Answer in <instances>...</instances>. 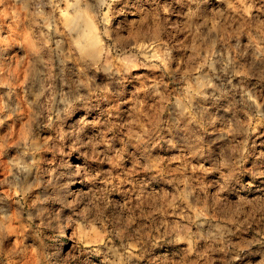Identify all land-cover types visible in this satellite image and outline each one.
<instances>
[{
	"label": "rangeland",
	"instance_id": "1",
	"mask_svg": "<svg viewBox=\"0 0 264 264\" xmlns=\"http://www.w3.org/2000/svg\"><path fill=\"white\" fill-rule=\"evenodd\" d=\"M0 264H264V0H0Z\"/></svg>",
	"mask_w": 264,
	"mask_h": 264
},
{
	"label": "bare ground",
	"instance_id": "2",
	"mask_svg": "<svg viewBox=\"0 0 264 264\" xmlns=\"http://www.w3.org/2000/svg\"><path fill=\"white\" fill-rule=\"evenodd\" d=\"M74 22H75V20H74V21H73V20H70V21H69L70 26H73V25L75 24ZM70 26H69V27H70ZM78 43H79L80 45H82V42H81V41H78ZM83 49L86 51V48H83Z\"/></svg>",
	"mask_w": 264,
	"mask_h": 264
}]
</instances>
